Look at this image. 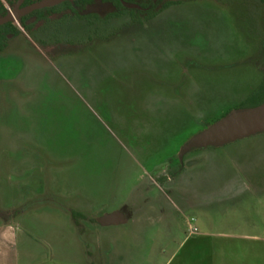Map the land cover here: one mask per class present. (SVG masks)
Wrapping results in <instances>:
<instances>
[{
	"label": "rangeland",
	"instance_id": "rangeland-1",
	"mask_svg": "<svg viewBox=\"0 0 264 264\" xmlns=\"http://www.w3.org/2000/svg\"><path fill=\"white\" fill-rule=\"evenodd\" d=\"M263 73L257 0H185L139 25L54 14L12 37L0 264H264V132L179 159ZM116 210L125 223H97Z\"/></svg>",
	"mask_w": 264,
	"mask_h": 264
},
{
	"label": "trees",
	"instance_id": "trees-1",
	"mask_svg": "<svg viewBox=\"0 0 264 264\" xmlns=\"http://www.w3.org/2000/svg\"><path fill=\"white\" fill-rule=\"evenodd\" d=\"M35 0H0V17L7 14L5 4L11 7L23 6ZM185 0H64L56 5L33 10L20 18V25L30 32L36 29L38 23L46 22L54 15L70 16L79 21L107 24L110 20L127 16L131 24L144 23L168 7ZM99 2L106 3L110 8L103 14L92 10ZM264 5V0H257ZM20 29L12 22L0 25V50L6 46V41L20 33ZM264 102V74L255 90H253L236 108L253 107Z\"/></svg>",
	"mask_w": 264,
	"mask_h": 264
},
{
	"label": "water",
	"instance_id": "water-1",
	"mask_svg": "<svg viewBox=\"0 0 264 264\" xmlns=\"http://www.w3.org/2000/svg\"><path fill=\"white\" fill-rule=\"evenodd\" d=\"M63 0H41L0 17V25L34 9L52 6ZM264 132V102L246 108H234L200 132L194 134L179 151V159L192 149L217 147L250 135ZM127 216L122 210L100 215L97 222L102 226L125 223Z\"/></svg>",
	"mask_w": 264,
	"mask_h": 264
},
{
	"label": "flooded vegetation",
	"instance_id": "flooded-vegetation-1",
	"mask_svg": "<svg viewBox=\"0 0 264 264\" xmlns=\"http://www.w3.org/2000/svg\"><path fill=\"white\" fill-rule=\"evenodd\" d=\"M37 1H41V0H35V1H33L32 3H34V2H37ZM64 1V0H63ZM62 1V2H63ZM32 3H30V4H32ZM30 4H27V5H30ZM27 5H23V6H15V7H11V6H9L8 4H5V7H6V10H7V14L8 13H13L15 10H17V9H20V8H23V7H25V6H27ZM56 5V4H55ZM53 6V5H52ZM47 7H49V6H47ZM42 8H45V7H42ZM42 8H38V9H42ZM34 10H37V9H34ZM33 11V10H32ZM31 11H29L28 13H30ZM28 13H25V14H22L21 16H19V17H16V18H14V19H12V20H10V21H12L21 31H25L22 27H21V25H20V18L22 17V16H24V15H26V14H28ZM6 14V15H7ZM5 16V15H4ZM1 17H3V16H1ZM156 17V16H155ZM10 21H7V22H10ZM7 22H5V23H7ZM5 23H3V24H5ZM41 23V22H40ZM39 24V23H38ZM139 24H143V23H134L133 25H139ZM2 25V24H1ZM21 31H20V33H21ZM10 40V39H9ZM9 40H7L6 41V46L4 47V49L7 47V45H8V42H9ZM3 50V49H2ZM264 74V73H263ZM123 211V210H122ZM124 212V211H123ZM125 213V212H124ZM126 214V213H125ZM127 216V215H126ZM98 223V222H97ZM99 224V223H98ZM100 225V224H99Z\"/></svg>",
	"mask_w": 264,
	"mask_h": 264
},
{
	"label": "built area",
	"instance_id": "built-area-1",
	"mask_svg": "<svg viewBox=\"0 0 264 264\" xmlns=\"http://www.w3.org/2000/svg\"><path fill=\"white\" fill-rule=\"evenodd\" d=\"M188 230L190 233H194V232H196L197 228L195 226H193L191 222H189Z\"/></svg>",
	"mask_w": 264,
	"mask_h": 264
}]
</instances>
